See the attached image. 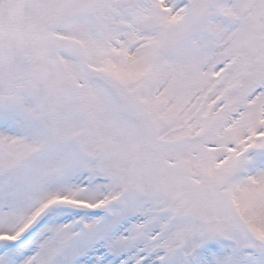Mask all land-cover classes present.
<instances>
[{"label": "snow or ice", "instance_id": "6c2138e0", "mask_svg": "<svg viewBox=\"0 0 264 264\" xmlns=\"http://www.w3.org/2000/svg\"><path fill=\"white\" fill-rule=\"evenodd\" d=\"M0 264H264V0H0Z\"/></svg>", "mask_w": 264, "mask_h": 264}]
</instances>
